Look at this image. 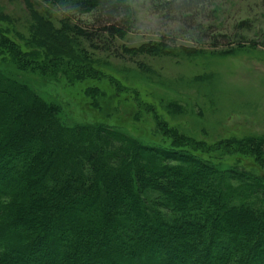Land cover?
<instances>
[{
  "label": "trees",
  "instance_id": "16d2710c",
  "mask_svg": "<svg viewBox=\"0 0 264 264\" xmlns=\"http://www.w3.org/2000/svg\"><path fill=\"white\" fill-rule=\"evenodd\" d=\"M202 1L180 0L177 11ZM55 5L93 16L98 27L78 33L94 49L134 14L133 0ZM34 16L43 55L25 59L11 45L8 68L20 72L0 68V264H264V174L206 158L210 147L166 123L139 133L149 113L159 122L155 109L80 63L61 29ZM21 74L60 83L91 120ZM120 103L125 120L112 118ZM220 146L264 170V139Z\"/></svg>",
  "mask_w": 264,
  "mask_h": 264
},
{
  "label": "rangeland",
  "instance_id": "374dc122",
  "mask_svg": "<svg viewBox=\"0 0 264 264\" xmlns=\"http://www.w3.org/2000/svg\"><path fill=\"white\" fill-rule=\"evenodd\" d=\"M167 1L133 0V20L126 32L94 49L78 33L98 27L90 13L67 16L55 0H0V30L7 37L0 44V68L13 76L20 72L13 69L17 64L11 45L25 59L38 61L43 55L37 14L61 29L80 63L130 88L127 99L137 101L138 96L155 109L159 122L149 113L139 133L143 129L150 134L157 123H166L204 142V149L210 147L206 158L264 174L253 160L220 146V141L232 138L264 139V0H203L193 12L181 13L180 0L170 6ZM21 76L47 97L62 100L66 109L77 111L69 113L78 121L91 120L60 83L40 86L32 76ZM123 106L119 104L113 119H126Z\"/></svg>",
  "mask_w": 264,
  "mask_h": 264
}]
</instances>
